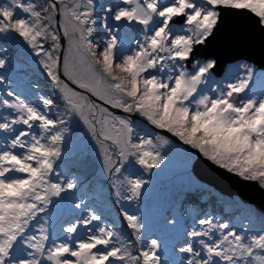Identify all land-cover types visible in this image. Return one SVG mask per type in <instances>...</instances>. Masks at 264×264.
I'll return each instance as SVG.
<instances>
[{
  "label": "snow or ice",
  "instance_id": "obj_1",
  "mask_svg": "<svg viewBox=\"0 0 264 264\" xmlns=\"http://www.w3.org/2000/svg\"><path fill=\"white\" fill-rule=\"evenodd\" d=\"M229 16L264 32V0H0V264H264V216L172 213L162 240L140 207L173 141L264 188V92L251 67L217 79L203 54ZM33 67L54 96L12 86ZM73 120L117 217L73 198ZM62 201L72 218L55 228Z\"/></svg>",
  "mask_w": 264,
  "mask_h": 264
},
{
  "label": "rangeland",
  "instance_id": "obj_2",
  "mask_svg": "<svg viewBox=\"0 0 264 264\" xmlns=\"http://www.w3.org/2000/svg\"><path fill=\"white\" fill-rule=\"evenodd\" d=\"M238 65H247L253 69L250 89L257 95L264 92V69L261 70L256 64L244 59L227 64L222 75L216 78H230L238 71ZM240 72L242 75L243 71L240 70ZM21 75L24 77L23 80H17L12 86L19 85V88L24 90L28 87V81L39 80L43 92L54 96L44 88L47 82L38 68L33 67L32 70ZM138 124L141 128L144 127L139 121ZM70 127L76 130V137L70 138L66 160L70 161L68 167L76 172L81 181L80 190L73 198L83 197L97 211L117 217L121 205L115 200L111 187L101 172L100 159L94 145L87 138L78 121L73 120ZM161 151L165 155V160L159 169H154L151 174H145L149 184L145 187L140 207L151 224L153 232L161 235L162 240L166 238L162 235L161 228L163 216L172 213L187 216L190 212L214 207L224 217L237 220L243 219L249 213L254 214L255 217L264 216V213L253 205L243 202L235 195L222 193L201 180L193 171V164L197 158L195 150L188 149L178 141H173L170 147L162 148ZM82 166L85 167L83 174H80L77 168ZM67 203L62 201L52 208L53 227L58 228L60 224L72 218L68 212ZM130 210H132L131 207Z\"/></svg>",
  "mask_w": 264,
  "mask_h": 264
},
{
  "label": "water",
  "instance_id": "obj_3",
  "mask_svg": "<svg viewBox=\"0 0 264 264\" xmlns=\"http://www.w3.org/2000/svg\"><path fill=\"white\" fill-rule=\"evenodd\" d=\"M203 54L218 61V77L222 75L227 64L243 59L263 70L264 32L253 27L244 18L225 17ZM193 171L201 180L222 193L235 195L264 213V189L255 182L242 181L198 156L193 164Z\"/></svg>",
  "mask_w": 264,
  "mask_h": 264
},
{
  "label": "trees",
  "instance_id": "obj_4",
  "mask_svg": "<svg viewBox=\"0 0 264 264\" xmlns=\"http://www.w3.org/2000/svg\"><path fill=\"white\" fill-rule=\"evenodd\" d=\"M44 88L46 89V90H48V92H50L51 94H53V92L51 91V89H48V88H50L48 85H44ZM54 95V94H53ZM79 133H81V132H79ZM75 137H76V135H74ZM73 137V136H72ZM77 139V138H76ZM84 167L85 166H82V167H80V168H77V170L80 172V174L82 173L83 174V170H84ZM91 167H93V166H91ZM189 203V202H188Z\"/></svg>",
  "mask_w": 264,
  "mask_h": 264
}]
</instances>
